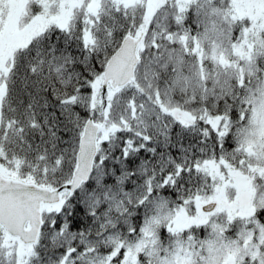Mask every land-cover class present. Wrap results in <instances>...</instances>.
Segmentation results:
<instances>
[{
    "label": "snow or ice",
    "instance_id": "snow-or-ice-1",
    "mask_svg": "<svg viewBox=\"0 0 264 264\" xmlns=\"http://www.w3.org/2000/svg\"><path fill=\"white\" fill-rule=\"evenodd\" d=\"M0 264H264V0H0Z\"/></svg>",
    "mask_w": 264,
    "mask_h": 264
}]
</instances>
